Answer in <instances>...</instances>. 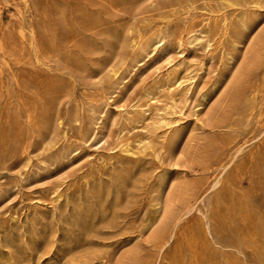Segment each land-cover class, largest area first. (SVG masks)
I'll return each mask as SVG.
<instances>
[{
    "label": "rangeland",
    "instance_id": "obj_1",
    "mask_svg": "<svg viewBox=\"0 0 264 264\" xmlns=\"http://www.w3.org/2000/svg\"><path fill=\"white\" fill-rule=\"evenodd\" d=\"M232 1L0 0V264L244 263L264 0Z\"/></svg>",
    "mask_w": 264,
    "mask_h": 264
},
{
    "label": "bare ground",
    "instance_id": "obj_2",
    "mask_svg": "<svg viewBox=\"0 0 264 264\" xmlns=\"http://www.w3.org/2000/svg\"><path fill=\"white\" fill-rule=\"evenodd\" d=\"M224 1L227 3H231L232 0H224ZM262 1L263 0H252V3L256 7H261ZM224 28H225L224 29L225 32L229 34V30H230L229 26L226 24ZM243 28H245V25L241 24L240 27H237L233 32L231 31L233 33L231 44L236 45L240 43L241 40L239 39V36L240 34H242ZM160 43H161V39L158 40L157 46H159ZM246 67H247L246 69H247L248 80H247V85L243 91H247L249 97L253 100H256L259 96L262 99H264V59L261 65H258L255 62L253 63L251 62ZM263 158H264V141L262 142L259 148V153L257 154V156H251L249 161L251 163L245 167L244 173L249 177L255 179L256 174H258V172L260 171L259 169L260 165L264 161ZM250 168H252V170ZM243 211L244 214L242 219V236H241V249H242V256L244 259L243 264L249 263L246 262V259L249 257L254 259V261H257V263L259 264H264V221L258 226L256 224L250 226L248 224L247 207H244Z\"/></svg>",
    "mask_w": 264,
    "mask_h": 264
}]
</instances>
